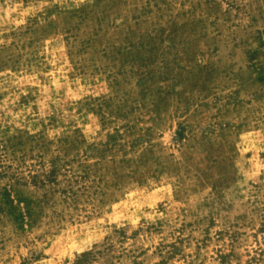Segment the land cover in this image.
I'll return each instance as SVG.
<instances>
[{"label":"rangeland","instance_id":"rangeland-1","mask_svg":"<svg viewBox=\"0 0 264 264\" xmlns=\"http://www.w3.org/2000/svg\"><path fill=\"white\" fill-rule=\"evenodd\" d=\"M0 264H264V0H0Z\"/></svg>","mask_w":264,"mask_h":264}]
</instances>
